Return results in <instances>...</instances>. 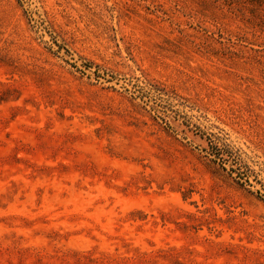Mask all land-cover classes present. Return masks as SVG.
<instances>
[{
	"label": "rangeland",
	"instance_id": "374dc122",
	"mask_svg": "<svg viewBox=\"0 0 264 264\" xmlns=\"http://www.w3.org/2000/svg\"><path fill=\"white\" fill-rule=\"evenodd\" d=\"M236 14L0 0V264H264V5Z\"/></svg>",
	"mask_w": 264,
	"mask_h": 264
},
{
	"label": "trees",
	"instance_id": "16d2710c",
	"mask_svg": "<svg viewBox=\"0 0 264 264\" xmlns=\"http://www.w3.org/2000/svg\"><path fill=\"white\" fill-rule=\"evenodd\" d=\"M210 7L213 9H217L224 13H229L233 15H237L236 11H238L239 8H244L248 5H251L252 7H262L264 5V0H209ZM214 157V161H218L220 163H223L227 161L228 159H231L235 164H237V161H235L234 156L232 152L230 151H223L222 149H216L211 153ZM225 154L229 158H225ZM223 169H225L222 166ZM237 171V176L240 178H243L244 173L239 170V168H233L231 167V171Z\"/></svg>",
	"mask_w": 264,
	"mask_h": 264
}]
</instances>
